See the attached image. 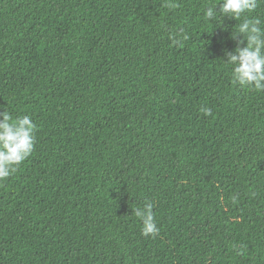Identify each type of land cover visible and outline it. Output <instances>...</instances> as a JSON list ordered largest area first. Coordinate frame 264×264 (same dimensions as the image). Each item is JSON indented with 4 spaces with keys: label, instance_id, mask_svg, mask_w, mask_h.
I'll list each match as a JSON object with an SVG mask.
<instances>
[{
    "label": "trees",
    "instance_id": "trees-1",
    "mask_svg": "<svg viewBox=\"0 0 264 264\" xmlns=\"http://www.w3.org/2000/svg\"><path fill=\"white\" fill-rule=\"evenodd\" d=\"M171 2L0 0V111L36 125L0 264H264V91L233 82L218 0Z\"/></svg>",
    "mask_w": 264,
    "mask_h": 264
},
{
    "label": "clouds",
    "instance_id": "clouds-1",
    "mask_svg": "<svg viewBox=\"0 0 264 264\" xmlns=\"http://www.w3.org/2000/svg\"><path fill=\"white\" fill-rule=\"evenodd\" d=\"M264 0H218L217 3L205 5L203 18L208 23L218 24L222 31L227 30L222 18H231L239 23L232 28V38L237 40L235 54L228 53L226 65L231 66V77L234 83L255 91H264V20L250 15L255 12ZM166 7H175L171 0H165ZM174 43L187 40L188 36L181 30L173 38ZM243 44V47L239 45ZM205 115L211 116V110L202 109ZM36 125L30 116L13 118L8 109L0 111V181L16 172L33 152L35 146ZM154 205L146 202L143 207L133 209V214L142 222V234L153 238L159 232L153 215Z\"/></svg>",
    "mask_w": 264,
    "mask_h": 264
}]
</instances>
